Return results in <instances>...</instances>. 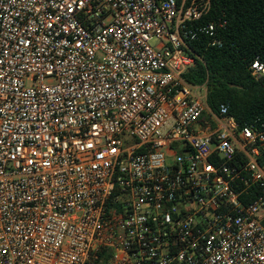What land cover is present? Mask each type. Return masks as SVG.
Returning a JSON list of instances; mask_svg holds the SVG:
<instances>
[{
  "label": "built area",
  "instance_id": "1",
  "mask_svg": "<svg viewBox=\"0 0 264 264\" xmlns=\"http://www.w3.org/2000/svg\"><path fill=\"white\" fill-rule=\"evenodd\" d=\"M212 9L0 0V264H264V109L184 77Z\"/></svg>",
  "mask_w": 264,
  "mask_h": 264
},
{
  "label": "trees",
  "instance_id": "2",
  "mask_svg": "<svg viewBox=\"0 0 264 264\" xmlns=\"http://www.w3.org/2000/svg\"><path fill=\"white\" fill-rule=\"evenodd\" d=\"M225 16L223 46L195 52L201 60L184 76L192 85H207L208 105L227 104L239 123L250 121L264 109V76L255 79L250 63H264V0H213L211 17ZM99 264H104L103 260Z\"/></svg>",
  "mask_w": 264,
  "mask_h": 264
},
{
  "label": "rangeland",
  "instance_id": "3",
  "mask_svg": "<svg viewBox=\"0 0 264 264\" xmlns=\"http://www.w3.org/2000/svg\"><path fill=\"white\" fill-rule=\"evenodd\" d=\"M152 44L153 45H156V42H152ZM54 81V79H52V78H46L45 80H44V82L46 83V84H49V83H52ZM101 260H103L104 261V264H105V260H106V258H103V259H101ZM100 261V260H99ZM99 261H96L94 264H99L100 262Z\"/></svg>",
  "mask_w": 264,
  "mask_h": 264
}]
</instances>
